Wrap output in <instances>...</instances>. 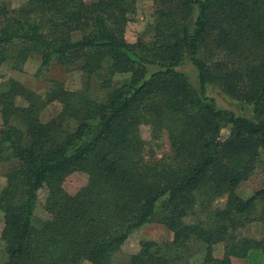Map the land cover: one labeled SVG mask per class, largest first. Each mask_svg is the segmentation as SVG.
Instances as JSON below:
<instances>
[{"label": "trees", "instance_id": "trees-1", "mask_svg": "<svg viewBox=\"0 0 264 264\" xmlns=\"http://www.w3.org/2000/svg\"><path fill=\"white\" fill-rule=\"evenodd\" d=\"M137 1L0 0V78L35 56L39 74L60 66L84 76L77 90L53 79L43 93L0 79L5 264H110L150 222L172 240H142L126 264H195L197 251L200 264H264V233L239 230L264 227V184L237 192L264 152V0H156L130 42ZM211 84L253 115L217 107ZM51 104L58 111L44 119ZM143 124L153 140L167 133L168 152L157 155ZM75 171L88 180L70 193Z\"/></svg>", "mask_w": 264, "mask_h": 264}, {"label": "rangeland", "instance_id": "rangeland-1", "mask_svg": "<svg viewBox=\"0 0 264 264\" xmlns=\"http://www.w3.org/2000/svg\"><path fill=\"white\" fill-rule=\"evenodd\" d=\"M12 7H20L24 6L28 0H4ZM156 0H138L136 5V11L133 15L132 20L128 24L126 29V38L130 42H134L137 40L138 35L147 27V25L153 19L154 7ZM40 67V58L38 56L30 59L24 66L22 71L14 70L8 67H5L1 71V80L6 79L8 77H14L21 82H23L29 88L36 90L39 93H43L47 91L50 82L53 79H58L63 84L71 89L77 90L81 88L82 83L84 81L83 74L75 69L66 71L64 68L60 66H52L48 70H44L39 74ZM183 70H189L190 64L186 63L181 67ZM190 72V71H188ZM192 73V72H190ZM194 81L196 80L193 78ZM96 93L98 91L95 90V87L92 88ZM207 93L209 96L215 99L216 105L219 108H226L232 110L237 115H242L246 117H251L253 115V104L239 102L238 100L231 98L228 96L220 87L211 84L208 86ZM102 94V93H99ZM58 106L55 104L49 105L42 112V116L44 119H49L56 113L58 110ZM2 119L0 115V125ZM141 134L147 140V142L151 146L155 148L157 151V155L161 156L163 153L168 152L170 150L168 135L167 133H163L160 138L153 140L151 135V127L150 125L143 124L141 126ZM150 147V146H149ZM4 167L0 164V190L5 185L6 179L4 177ZM88 180V176L86 173L81 171H75L71 173L64 183L65 188L70 193H75L80 187H82ZM264 184V152L261 154V159L258 163L257 169L254 174L245 182L241 183L237 188V192L245 198L250 197L255 193L258 189H260ZM45 195L41 194L38 199V205L35 211V218L40 221L41 219L47 216V212L44 209V198ZM220 201H223L220 200ZM261 206L257 207V210ZM2 212L0 211V235L3 227L2 221ZM240 234L242 236H252L257 235L260 236L264 233V227L262 224L256 223L253 225H249L247 227H242L239 229ZM173 238V233L163 224L157 222L147 223L137 230H135L126 242L122 245V247L116 251L110 260V264H126L128 262L129 256L137 252L140 247V242L144 239L156 240L159 242L162 241H170ZM198 247H196L197 249ZM224 253L223 246H218L215 252L217 257H221ZM203 253L197 251L193 254L191 259L195 264H200V260H202ZM6 261V253L3 249V242L0 238V264H5ZM79 264H91L88 261H82ZM234 264H245L243 259L234 258Z\"/></svg>", "mask_w": 264, "mask_h": 264}]
</instances>
